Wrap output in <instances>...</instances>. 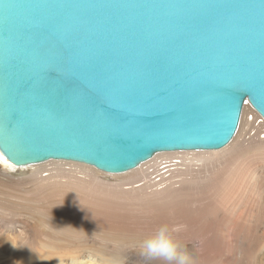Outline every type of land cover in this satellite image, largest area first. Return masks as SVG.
<instances>
[{"label":"water","instance_id":"water-1","mask_svg":"<svg viewBox=\"0 0 264 264\" xmlns=\"http://www.w3.org/2000/svg\"><path fill=\"white\" fill-rule=\"evenodd\" d=\"M264 121V0H0V152L122 175Z\"/></svg>","mask_w":264,"mask_h":264},{"label":"bare ground","instance_id":"bare-ground-1","mask_svg":"<svg viewBox=\"0 0 264 264\" xmlns=\"http://www.w3.org/2000/svg\"><path fill=\"white\" fill-rule=\"evenodd\" d=\"M245 110L246 114L242 109L235 137L226 152H218L216 164L209 159L202 169L203 163L216 151L159 153L135 170L122 174L128 183L113 185L114 191L104 190L94 181L87 185L62 183V188L55 186L43 198L58 194L62 202L49 204L47 209L58 218L66 215L83 227L129 239L146 240L163 225L169 228L180 246L192 240L186 237L197 236L200 247L192 256L194 264H216L220 254L217 245L225 235L233 242V247L252 248L256 246V230L262 227L259 241L263 244L264 209L259 203L254 206L257 201L251 204L246 188L245 160L264 148V121L255 111ZM242 126L247 127L245 138L259 139L256 146L234 145ZM47 164L73 167L74 163L49 161L36 166ZM0 166L5 164L0 162ZM11 168L24 171L31 166ZM49 174L52 175V171ZM45 176L48 178V173L41 177L45 179ZM82 203L88 208L81 207ZM249 207L254 208L255 214H250ZM257 264H264V251Z\"/></svg>","mask_w":264,"mask_h":264},{"label":"rangeland","instance_id":"rangeland-1","mask_svg":"<svg viewBox=\"0 0 264 264\" xmlns=\"http://www.w3.org/2000/svg\"><path fill=\"white\" fill-rule=\"evenodd\" d=\"M247 108L254 112L246 103L243 106L245 114ZM242 127L234 145H246V148L256 146L259 139L245 138L247 127ZM227 147L219 151L226 152ZM219 151L210 155L203 163V170L209 159L210 163H217ZM245 162L248 167L246 188L251 196V204L257 201L254 206H259V203L264 209V148L249 155ZM72 165L73 167L51 165L52 168L47 164L31 166L24 171L0 166V264H170L162 259H149L141 255V245L145 239L139 236L129 239L119 237L118 234L99 232L83 227L66 215L58 218L47 209L49 204L59 205L62 202V197L58 194L51 195L46 200L43 198L53 187L62 188V183L87 185L94 181L102 189L109 191H114L113 185L128 183L123 180V175H106L89 166L83 167L77 163ZM61 167L65 169L61 170ZM49 171H52V175ZM47 173L50 177L42 178ZM80 206L88 208L84 203ZM249 210L250 214H255L254 208L249 207ZM262 231V227L256 230V246L252 248L233 247V242L225 235L217 245L220 254L216 264H257L264 251V243L259 241ZM21 237L26 245L14 248L11 241ZM196 237H186L185 239L192 240L185 241L180 246L181 250L187 251L191 256L195 255L200 247Z\"/></svg>","mask_w":264,"mask_h":264},{"label":"clouds","instance_id":"clouds-1","mask_svg":"<svg viewBox=\"0 0 264 264\" xmlns=\"http://www.w3.org/2000/svg\"><path fill=\"white\" fill-rule=\"evenodd\" d=\"M5 166L11 168L7 164ZM11 243L14 248L26 245V241L22 237L14 238ZM141 255L149 259H162L170 262V264L171 262L174 264H194V258L187 251L181 250L180 245L173 239L166 225L161 226L154 235L142 243Z\"/></svg>","mask_w":264,"mask_h":264},{"label":"snow or ice","instance_id":"snow-or-ice-1","mask_svg":"<svg viewBox=\"0 0 264 264\" xmlns=\"http://www.w3.org/2000/svg\"><path fill=\"white\" fill-rule=\"evenodd\" d=\"M0 162H3L4 164L12 167V165L9 163V159L6 157V154L4 152H0Z\"/></svg>","mask_w":264,"mask_h":264}]
</instances>
